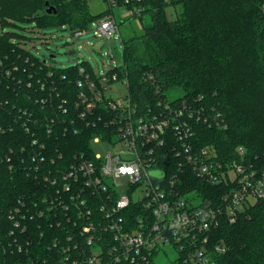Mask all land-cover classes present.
<instances>
[{
	"label": "trees",
	"instance_id": "trees-1",
	"mask_svg": "<svg viewBox=\"0 0 264 264\" xmlns=\"http://www.w3.org/2000/svg\"><path fill=\"white\" fill-rule=\"evenodd\" d=\"M46 2L56 14L46 13ZM122 5L138 7L139 17L147 14L150 21L140 35L122 39V63L108 74L128 80L141 112H158L162 101L191 106L194 121L203 111L219 113L222 127L192 122L195 143L211 148L225 167L242 165L262 176L264 0H118ZM112 10L94 15L88 0H0V264H89L93 255L84 237L81 255L65 251L72 244L65 213L54 202L60 184L44 177L57 178L79 156L91 158L94 138L109 139L116 128L115 112L99 104L91 114L81 101V91L90 97V81L100 87L88 63L47 64L25 47L31 38L8 29L35 22L75 34ZM174 90L182 96L169 101ZM171 169L177 171L174 159ZM182 176L187 189L212 205L234 184H207L190 170ZM54 205L57 216L49 208ZM210 233L213 245L226 247L214 253L219 264H264V198L243 206L233 223L223 209ZM111 262L103 255L101 264Z\"/></svg>",
	"mask_w": 264,
	"mask_h": 264
},
{
	"label": "built area",
	"instance_id": "built-area-1",
	"mask_svg": "<svg viewBox=\"0 0 264 264\" xmlns=\"http://www.w3.org/2000/svg\"><path fill=\"white\" fill-rule=\"evenodd\" d=\"M105 1L111 8L118 3ZM89 29L110 39L118 32V25L109 14ZM110 54L116 62L112 51ZM99 80V88L94 81L88 83L90 97L81 91L80 98L88 113H95L99 104L116 113L111 120L115 133L109 139L97 136L93 140L106 141L113 150L105 155L93 153L91 158L79 156L57 178L44 177L53 186L60 184L54 202L58 201L56 206L65 213L67 239L72 244L65 251L81 255L78 240L84 237L93 255L89 264H101L103 255L111 257V264H156L157 255L168 246L177 251L174 264H219L214 253H224L226 247L213 245L210 232L220 225L223 209L233 223L243 206L264 198V174L257 176L242 165L225 167L216 161L211 148L195 143L192 122L222 127L224 120L219 113L213 117L203 111L194 121L191 106L162 101L157 103L158 112L151 108L141 112L132 99L128 80L123 81L127 86L123 99L109 94L112 84L121 81L117 74L106 71ZM85 116V112L81 114ZM173 159L177 171L171 169ZM186 170L207 184L222 185L228 179L234 184L220 196L219 204L212 205L196 190L187 189L182 176ZM125 184L127 189L122 190ZM56 206L49 208L57 216ZM72 264L82 263L74 260Z\"/></svg>",
	"mask_w": 264,
	"mask_h": 264
},
{
	"label": "rangeland",
	"instance_id": "rangeland-1",
	"mask_svg": "<svg viewBox=\"0 0 264 264\" xmlns=\"http://www.w3.org/2000/svg\"><path fill=\"white\" fill-rule=\"evenodd\" d=\"M88 5L94 15L110 8V4L105 0H88ZM112 9L111 14L117 21L118 32L113 34L110 39L98 36L93 29L86 30L83 35L75 37L67 28L57 26L41 28L35 22L19 24V28H9L8 31L16 32V38L21 36L31 38L25 47L47 64H52L57 68H66L86 62L92 67L95 74L101 75L117 66L110 54L111 49L122 53V39L126 40L132 36L140 35L143 26L150 21L147 14L142 18L139 17L138 7L128 9L122 5L112 6ZM171 11L173 10L171 9ZM98 21L93 22L91 27L95 28ZM123 81L125 80L112 84L109 94L114 98L123 99L126 95L127 86ZM180 96H182L181 90L167 93L169 101ZM92 147L94 153L101 155L113 150L112 145L106 141L93 143ZM124 189H127L126 184L123 185L122 190ZM142 189L145 192V189ZM176 257L175 248L168 246L159 252L155 261L156 264H174Z\"/></svg>",
	"mask_w": 264,
	"mask_h": 264
},
{
	"label": "water",
	"instance_id": "water-1",
	"mask_svg": "<svg viewBox=\"0 0 264 264\" xmlns=\"http://www.w3.org/2000/svg\"><path fill=\"white\" fill-rule=\"evenodd\" d=\"M45 7H46V13L47 14H56L57 13V9L54 6L50 5L48 2H46ZM111 51L113 52V55L116 59L117 65L120 66L122 63V61H121L122 53L119 51H116L115 49H111Z\"/></svg>",
	"mask_w": 264,
	"mask_h": 264
}]
</instances>
